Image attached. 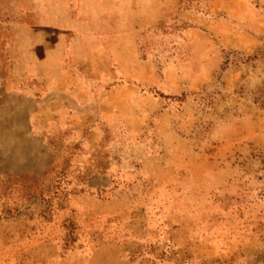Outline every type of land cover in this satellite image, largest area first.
Returning a JSON list of instances; mask_svg holds the SVG:
<instances>
[{"label":"rangeland","instance_id":"obj_1","mask_svg":"<svg viewBox=\"0 0 264 264\" xmlns=\"http://www.w3.org/2000/svg\"><path fill=\"white\" fill-rule=\"evenodd\" d=\"M156 2L0 0V264H264V0Z\"/></svg>","mask_w":264,"mask_h":264},{"label":"crops","instance_id":"obj_2","mask_svg":"<svg viewBox=\"0 0 264 264\" xmlns=\"http://www.w3.org/2000/svg\"><path fill=\"white\" fill-rule=\"evenodd\" d=\"M26 4H33L37 7L38 20L43 24H54L59 28L75 31L77 40L80 38L95 37L98 29L94 30V25L104 24V21L114 20L118 28L124 29L125 23L121 15L126 8L135 3L137 8H143L144 3L149 6L157 4L156 0H24ZM155 1V2H154ZM96 4L99 10H96ZM77 7L80 13H84L86 18H72L69 14L71 8ZM147 7V6H146ZM115 18V19H114ZM118 20V21H117ZM122 21L123 23H119ZM122 24V25H120ZM115 25V23H114ZM91 29V30H90ZM50 58V57H47ZM47 58L39 60L40 65L45 66ZM43 60V61H42Z\"/></svg>","mask_w":264,"mask_h":264},{"label":"trees","instance_id":"obj_3","mask_svg":"<svg viewBox=\"0 0 264 264\" xmlns=\"http://www.w3.org/2000/svg\"><path fill=\"white\" fill-rule=\"evenodd\" d=\"M241 60L244 63L245 62L252 63L255 61L264 60V46L260 50H258L255 54L248 55L244 58L242 57ZM242 78H244V75L241 76V79ZM238 88L241 90L244 89L243 83H239ZM245 91L251 96L253 103H255V105L258 108L264 109V78L255 87H253L250 90H245Z\"/></svg>","mask_w":264,"mask_h":264}]
</instances>
